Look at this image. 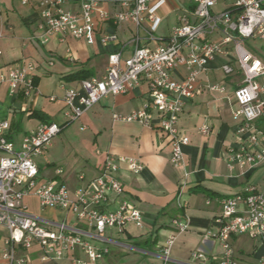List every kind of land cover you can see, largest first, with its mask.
I'll list each match as a JSON object with an SVG mask.
<instances>
[{"label": "built area", "instance_id": "obj_1", "mask_svg": "<svg viewBox=\"0 0 264 264\" xmlns=\"http://www.w3.org/2000/svg\"><path fill=\"white\" fill-rule=\"evenodd\" d=\"M30 1L21 0V3L28 5ZM229 1V7L215 11L219 0H189V6L164 36L158 33V28L166 0H37L42 32L32 38L43 44L54 37L62 41L66 36L93 44L101 22L113 26L129 23L133 28L131 36L109 53L101 76L82 79L80 89H65V123L40 122L22 136L16 147L9 138L10 120H0V227L8 232L3 240L0 264H29L35 247L43 263L64 264L61 260L67 259L68 264H100L109 246L95 243L90 237L102 238L109 228L121 233L127 224L142 227L143 213L127 198L118 174L121 164L139 173L143 169L139 158L107 152L98 175L74 190L64 183L40 178L35 158L43 154L67 124L79 120L101 99L126 93L143 80L148 87L147 102L131 112H113L112 118L149 126L158 119V127L171 145V164L183 166L184 147L190 138L179 128L180 115L186 100L202 92L198 85L200 74L211 59L226 52L229 43L234 58L223 63L222 70L229 75L239 69L242 82L234 90L233 115L240 119L239 140L236 146L228 148V163L231 168L236 165L252 168L264 162V132L256 124L264 117V81L258 79L264 75V63L243 44L248 38L264 40V0ZM1 12L0 0V20ZM215 31L221 33V41L209 37ZM2 36L0 29V39ZM99 40L107 44L118 40V36L103 33ZM179 66H184L186 72L176 78L174 72ZM35 70L32 61L0 69V84L6 83L11 94L21 91L26 96L39 95ZM208 88L224 90L218 84H210ZM201 132L207 134L209 127L202 125ZM61 172L57 169V173ZM188 174L185 171L184 176ZM78 179L85 181V173L80 172ZM28 195L38 197L42 206L72 213L82 226L40 218L28 210L24 202ZM110 202L114 207H107ZM220 204L219 227L209 230L205 238L218 242V264H241L231 243L234 236L248 234L259 239L264 247V184L261 189L250 185L246 192L223 197ZM173 224L177 232L188 229L186 220L175 218ZM174 241L175 235H171L162 245V264L172 260ZM192 258L206 261L208 255L204 249L196 248ZM255 264H264V255Z\"/></svg>", "mask_w": 264, "mask_h": 264}, {"label": "crops", "instance_id": "obj_2", "mask_svg": "<svg viewBox=\"0 0 264 264\" xmlns=\"http://www.w3.org/2000/svg\"><path fill=\"white\" fill-rule=\"evenodd\" d=\"M1 1L8 10V16L0 20L3 33L0 39V69L34 62L35 82L41 90L39 95L33 96H26L21 91L11 94L6 83L0 84V120L10 118L9 138L18 147L22 136L43 122L36 114L43 115L48 121H54L53 118L58 114L64 115L65 89H80L82 80L81 77L70 79L67 76L81 70H88L90 76H101L107 66L109 53L131 36L133 26L129 23L113 26L101 22L93 44L71 36H66L62 41L54 37L43 44L37 38H32L42 32L37 0L24 5L27 7L24 12L15 10V3H21V0ZM227 1V4L218 7L219 0L215 11L229 7L231 1ZM188 6L189 0L187 4L166 0L160 11L162 21L158 33L166 36L178 15ZM172 14L175 17L171 20ZM103 33H116L118 40L103 44L99 40ZM209 37L215 41L222 39L219 31ZM244 46L264 63V53H260L255 45H252L253 49ZM225 49L226 52L211 59L200 74L198 85L202 87V92L186 100L180 115L179 128L190 138L189 144L184 147L183 166L171 164V145L159 129L158 119L149 126L112 118L113 112H131L147 102L148 87L143 80L126 93L104 97L80 118L82 154L71 158V162L68 159L65 169L52 161L47 163L48 168L41 173L36 160L40 178L64 183L71 190L98 175L107 152L141 160L143 169L139 173L121 164L118 174L127 198L142 211L145 223L142 227L127 224L121 233L109 228L102 238L90 237L95 243L109 246V252L100 264H162L161 247L171 235H175V241L171 248L172 260L167 264H218L219 244L212 238L206 239L205 235L209 230L219 227L221 198L246 192L250 185L258 189L263 187L264 162L252 168L238 165L231 168L228 163V148L236 146L239 140L240 119L234 117L233 110L236 107L234 90L242 82V73L239 69L229 75L223 72L222 64L232 62L235 54L231 43ZM185 72V67L179 66L174 76L181 78ZM258 79L264 81V75ZM210 84L223 86L224 90H210ZM51 96L55 99L52 100ZM23 116L28 118L27 124L31 119L36 122L30 127H23ZM204 124L209 127L207 134L201 132ZM256 124L264 132V119ZM17 128L21 131L18 136L14 133ZM57 169L62 172L57 173ZM185 171L189 172L186 177ZM80 172L85 173V181L78 179ZM182 181L185 182L183 186ZM24 202L28 210L40 218L66 220L70 225L82 226V222L77 221L72 213L42 206L35 195L26 196ZM107 207L112 208L114 204L110 202ZM175 218L186 220L188 229L177 232L173 224ZM0 233H3L0 238L1 257L3 240L8 232L0 227ZM231 243L235 257L241 264H255L264 255V247L259 239L248 234L234 236ZM196 248L204 249L208 260L193 259L192 252ZM37 249H32L29 264H48L39 260ZM61 263L68 264L69 261L64 259Z\"/></svg>", "mask_w": 264, "mask_h": 264}, {"label": "rangeland", "instance_id": "obj_3", "mask_svg": "<svg viewBox=\"0 0 264 264\" xmlns=\"http://www.w3.org/2000/svg\"><path fill=\"white\" fill-rule=\"evenodd\" d=\"M176 2H181L184 4L188 3V0H175ZM227 0H220L218 7H222V5L227 4ZM26 6L21 5L20 1L15 3V10L17 12H24L26 10ZM8 16V10L4 4H2V12L1 18H6ZM175 17L174 14L170 16L171 20ZM247 47L252 48V45H255L260 53H264V40L262 39H253L248 38L243 42ZM7 119H10L7 117ZM28 118L23 116L22 117V126L30 127L33 123L36 122L35 119H31L32 121L27 124ZM59 124H63L67 121V118L63 114H58L56 117L53 118ZM81 120H76L70 122L66 125L61 132H59L51 141V144L48 146V149L38 157L35 158L37 160L38 165L40 166L41 173H44L48 168L47 163L55 161L57 165L62 166L64 169L66 168L65 165L67 160L71 162V158L78 156V154H82V129H80ZM21 132V131H20ZM18 128L14 131L15 135L18 136L20 134ZM72 164V163H71ZM70 164V165H71ZM72 166V165H71ZM74 167V165H73ZM78 168V167H76ZM3 233H0V238L2 237Z\"/></svg>", "mask_w": 264, "mask_h": 264}, {"label": "trees", "instance_id": "obj_4", "mask_svg": "<svg viewBox=\"0 0 264 264\" xmlns=\"http://www.w3.org/2000/svg\"><path fill=\"white\" fill-rule=\"evenodd\" d=\"M67 77L70 79L77 78V77H81L82 79H84V78L90 77V72L88 70H81L79 72L70 74ZM36 115L39 116L43 121H48L47 118L44 117L43 115H41V114H36ZM262 119H264V117L259 119V120H262Z\"/></svg>", "mask_w": 264, "mask_h": 264}]
</instances>
